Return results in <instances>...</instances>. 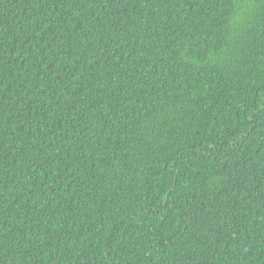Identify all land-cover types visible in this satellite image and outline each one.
Returning a JSON list of instances; mask_svg holds the SVG:
<instances>
[{
	"label": "trees",
	"instance_id": "1",
	"mask_svg": "<svg viewBox=\"0 0 264 264\" xmlns=\"http://www.w3.org/2000/svg\"><path fill=\"white\" fill-rule=\"evenodd\" d=\"M0 264H264V0H0Z\"/></svg>",
	"mask_w": 264,
	"mask_h": 264
}]
</instances>
